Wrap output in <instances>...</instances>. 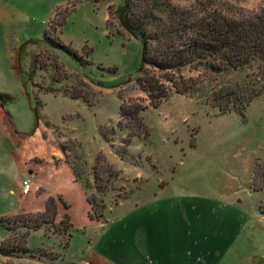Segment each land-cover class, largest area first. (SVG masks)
<instances>
[{"label":"rangeland","instance_id":"1","mask_svg":"<svg viewBox=\"0 0 264 264\" xmlns=\"http://www.w3.org/2000/svg\"><path fill=\"white\" fill-rule=\"evenodd\" d=\"M123 3L0 0V245L19 232L9 222L50 197L72 223L69 241L44 226L30 253H0V264H238L253 250L264 264V95L244 115L176 92L153 107L136 82L143 45L116 18ZM123 103L145 108L148 136L119 125Z\"/></svg>","mask_w":264,"mask_h":264},{"label":"trees","instance_id":"2","mask_svg":"<svg viewBox=\"0 0 264 264\" xmlns=\"http://www.w3.org/2000/svg\"><path fill=\"white\" fill-rule=\"evenodd\" d=\"M115 14L121 27L143 45L136 82L153 107H160L176 92L209 104L222 113L244 115L251 103L264 95V3L248 10L221 4L218 0H193V10H190L171 0H124ZM47 37L46 33L44 39L53 48L83 65L82 55L76 50ZM32 41L39 43L37 39ZM33 68H36L34 63ZM185 69L196 74L186 78L182 74ZM144 109L137 103L121 106L119 125L123 127V122L127 121L125 126L131 136H139V132L149 135V128L141 116ZM39 119L37 116L31 131L39 127ZM61 151L65 161L70 163V147L62 144ZM94 176L98 180L96 172ZM252 186L255 190L263 189L254 181ZM88 200L93 207L99 208L95 196ZM44 226L62 239L68 240L71 236L70 217L64 214L59 220L58 204L53 197L48 200L44 212L18 216L9 222V229L21 234L15 233L13 241L7 244L2 242L0 253L5 256L30 253L28 238Z\"/></svg>","mask_w":264,"mask_h":264},{"label":"crops","instance_id":"3","mask_svg":"<svg viewBox=\"0 0 264 264\" xmlns=\"http://www.w3.org/2000/svg\"><path fill=\"white\" fill-rule=\"evenodd\" d=\"M255 251L253 250V252L251 251L250 254H241V256H239V261L238 264H253V261L255 259V256L256 254L254 253ZM190 254V257L191 259L193 260V253H189ZM228 255V254H227ZM226 255V257H227ZM184 261H187V257H185V260ZM185 264H188L186 262H184ZM183 262H177L175 264H184ZM193 264V262L191 263ZM205 264H209V262L207 261Z\"/></svg>","mask_w":264,"mask_h":264},{"label":"built area","instance_id":"4","mask_svg":"<svg viewBox=\"0 0 264 264\" xmlns=\"http://www.w3.org/2000/svg\"><path fill=\"white\" fill-rule=\"evenodd\" d=\"M28 188H29V186H28V184H27V190H26V191H28Z\"/></svg>","mask_w":264,"mask_h":264}]
</instances>
